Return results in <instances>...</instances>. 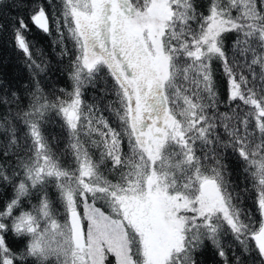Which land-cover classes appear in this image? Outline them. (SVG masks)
<instances>
[{
  "label": "snow or ice",
  "instance_id": "obj_1",
  "mask_svg": "<svg viewBox=\"0 0 264 264\" xmlns=\"http://www.w3.org/2000/svg\"><path fill=\"white\" fill-rule=\"evenodd\" d=\"M46 4L8 26L29 84L0 80V264H200L206 244L224 264H264V0ZM30 25L60 57L71 41L70 90L45 91ZM102 72L110 88L86 102ZM53 118L62 149L43 130Z\"/></svg>",
  "mask_w": 264,
  "mask_h": 264
},
{
  "label": "trees",
  "instance_id": "obj_2",
  "mask_svg": "<svg viewBox=\"0 0 264 264\" xmlns=\"http://www.w3.org/2000/svg\"><path fill=\"white\" fill-rule=\"evenodd\" d=\"M35 2H44L46 11L49 10L46 0H0V27L3 28L0 31V80L11 85L12 90L22 92L24 87L29 84V76L27 70L23 66L24 57L22 53L18 52L10 40L9 25L16 19L17 16H23L27 22L28 13L30 11V5ZM54 4L59 7L58 0H52ZM200 5V10L206 13L208 0H197ZM259 5V0H258ZM235 14V13H234ZM31 27V25H30ZM30 40L36 42V44L46 54L47 59L50 61L51 71L48 73L49 79H43L42 84L46 92L51 88H64L71 89V81L69 79V73L71 71V58L73 55L72 43L66 40L65 44L68 48V54L60 57L57 54L60 52L59 47H53L52 38L37 31L34 27H31V32L27 34ZM234 36L228 34L225 38V45L227 48L231 47ZM216 70L217 90L220 95V99L226 101L227 99V83L226 78L223 76L220 66L214 65ZM112 84L111 78L107 77L106 73L102 72L98 75L94 86H89L84 93V99L86 102L91 103L93 99L101 95V90L110 88ZM108 99H111L109 96ZM24 103H27L25 100ZM221 111H226L225 106H221ZM3 111V107L0 106V112ZM107 115V113H105ZM111 123V120H110ZM115 126V125H113ZM44 133L48 137L49 141L53 143L57 149L64 147L63 132L59 126V121L52 119V122L44 126ZM54 138H56L54 140ZM124 152H127V144L125 142L123 146ZM226 162L228 163V171L231 174L229 179L241 187L244 186L243 177L237 164L235 163V157H229ZM112 177L109 176V179ZM239 190V189H237ZM11 196V188L4 189L0 194V206L3 201ZM99 206V205H98ZM244 207L251 209L252 213L257 221H259V214L256 212L255 205L250 200H245ZM225 243H231L230 237H224ZM9 245L13 249H18L24 243L22 240L17 241L11 235L8 237ZM228 251V249H226ZM200 264H224L223 260L216 254L212 247L206 244L203 252L199 256Z\"/></svg>",
  "mask_w": 264,
  "mask_h": 264
},
{
  "label": "rangeland",
  "instance_id": "obj_3",
  "mask_svg": "<svg viewBox=\"0 0 264 264\" xmlns=\"http://www.w3.org/2000/svg\"><path fill=\"white\" fill-rule=\"evenodd\" d=\"M112 258L110 257V260H111ZM113 264H114V260H113Z\"/></svg>",
  "mask_w": 264,
  "mask_h": 264
}]
</instances>
